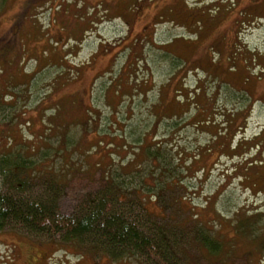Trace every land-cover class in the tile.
I'll return each instance as SVG.
<instances>
[{
  "label": "rangeland",
  "instance_id": "rangeland-1",
  "mask_svg": "<svg viewBox=\"0 0 264 264\" xmlns=\"http://www.w3.org/2000/svg\"><path fill=\"white\" fill-rule=\"evenodd\" d=\"M9 150L68 170L60 214L114 179L125 199H142L143 210L123 206L131 222L183 221L176 245L163 238L176 264H264V0H0V153ZM200 223L226 253L187 248ZM81 256L154 264L15 224L0 232V264Z\"/></svg>",
  "mask_w": 264,
  "mask_h": 264
},
{
  "label": "trees",
  "instance_id": "trees-1",
  "mask_svg": "<svg viewBox=\"0 0 264 264\" xmlns=\"http://www.w3.org/2000/svg\"><path fill=\"white\" fill-rule=\"evenodd\" d=\"M147 154L155 156L149 151ZM42 167H46L45 173ZM58 169L60 171L57 172ZM68 177V170L56 168L52 162L44 165L18 150L1 152L0 232L9 224H15L22 226L26 232L47 234L50 237L57 235L64 243H75L84 252L92 255L99 253L111 261L145 256L154 264H176L180 257H176V250L165 245L163 238H169V242L176 245L175 237L171 238L170 235L181 228L183 221L167 228L158 224L157 216L154 218L147 213L145 217L150 230L139 226L140 222H131L127 218L131 213L127 210L124 215L123 206L137 203L143 210L142 199L136 196L138 193L134 197L135 201L125 199L120 183L114 179L104 183L98 189V196L85 201L84 207L69 215L60 214L57 201ZM36 186L40 187L41 192L34 197L32 188ZM261 215L258 216L264 218V214ZM195 216L197 218V214ZM251 220V217L237 219L238 231L247 233L248 228H245L250 226ZM253 238L262 240L263 236ZM223 243L219 234L200 223L187 248L196 247L198 257L209 260L212 255L226 253Z\"/></svg>",
  "mask_w": 264,
  "mask_h": 264
},
{
  "label": "flooded vegetation",
  "instance_id": "flooded-vegetation-1",
  "mask_svg": "<svg viewBox=\"0 0 264 264\" xmlns=\"http://www.w3.org/2000/svg\"><path fill=\"white\" fill-rule=\"evenodd\" d=\"M84 260H85L84 257L81 256L79 259H76V261L72 264H76V263L79 264V263L83 262Z\"/></svg>",
  "mask_w": 264,
  "mask_h": 264
}]
</instances>
